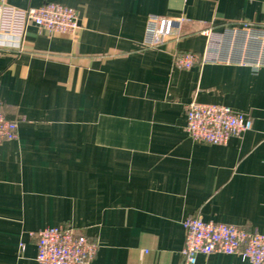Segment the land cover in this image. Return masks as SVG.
I'll list each match as a JSON object with an SVG mask.
<instances>
[{"label":"crops","instance_id":"1","mask_svg":"<svg viewBox=\"0 0 264 264\" xmlns=\"http://www.w3.org/2000/svg\"><path fill=\"white\" fill-rule=\"evenodd\" d=\"M73 8L75 35L27 30L23 51H0V100L18 122L0 145V264H40L37 237L70 227L97 242L91 264H179L184 221L264 234V67L207 63V30L264 27V0H0L19 9ZM151 16L184 19L145 45ZM228 106L252 129L225 145L193 141L187 106ZM197 264H250L200 255Z\"/></svg>","mask_w":264,"mask_h":264},{"label":"built area","instance_id":"2","mask_svg":"<svg viewBox=\"0 0 264 264\" xmlns=\"http://www.w3.org/2000/svg\"><path fill=\"white\" fill-rule=\"evenodd\" d=\"M184 19L151 16L148 20L145 45L158 47L181 31ZM35 26L49 35H75L80 28L76 11L68 6L49 2L37 8L19 9L0 4V51H23L27 30ZM203 53L176 52L174 64L190 70L207 63L238 64L264 67V27L245 22L227 28L223 33L207 30ZM252 120L228 106L203 104L196 100L187 106L186 131L198 143L225 145L252 129ZM18 122L8 118L0 100V145L17 140ZM186 241L179 264H197L200 255L215 253L237 255L250 264H264V234L247 231L234 225L208 222L191 217L183 223ZM37 237V262L40 264H91L99 245L70 227H51L32 234Z\"/></svg>","mask_w":264,"mask_h":264}]
</instances>
